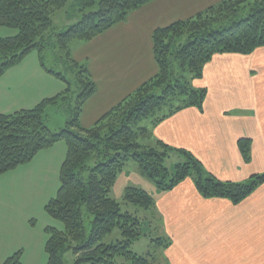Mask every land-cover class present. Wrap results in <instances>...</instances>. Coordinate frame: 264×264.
I'll return each mask as SVG.
<instances>
[{"label": "trees", "instance_id": "trees-1", "mask_svg": "<svg viewBox=\"0 0 264 264\" xmlns=\"http://www.w3.org/2000/svg\"><path fill=\"white\" fill-rule=\"evenodd\" d=\"M96 1L97 10L85 12L95 0H0V25L15 29L14 34L0 36V77L35 50L40 65L65 85L32 108L0 113V174L64 140L67 152L60 185L45 206L64 228H46V264H66L68 251L73 255L71 264H154L155 253L138 255L131 249L144 226L155 218L154 197L139 188H125L123 201L150 214L144 217L138 209L123 211L110 196L129 160L158 191H169L190 178L203 197L225 198L232 204H239L264 183V172L240 181L219 179L191 152L152 139L149 129L140 125L149 117L154 125L186 107L202 109L207 88L196 87L192 81L201 78L204 66L218 54L246 55L264 46V0H222L187 19L155 28L152 44L157 73L93 125L83 127L80 115L96 85L86 63L72 57L70 43L94 39L152 0ZM65 7L66 19L72 23L54 32L52 14ZM46 50L57 55L60 71L46 67ZM53 110L66 115L58 130L47 124ZM250 143L249 138L238 139L245 161L250 159ZM173 150L185 160L170 174L164 163ZM155 235L151 241L159 249L170 244V240ZM3 264H20L18 252Z\"/></svg>", "mask_w": 264, "mask_h": 264}, {"label": "crops", "instance_id": "crops-1", "mask_svg": "<svg viewBox=\"0 0 264 264\" xmlns=\"http://www.w3.org/2000/svg\"><path fill=\"white\" fill-rule=\"evenodd\" d=\"M221 1L152 0L94 39L76 44L72 57L86 63L96 85L83 106L80 124L93 125L157 73L155 28ZM192 84L207 88L202 109L178 110L151 125L152 136L188 150L219 179L238 181L231 175L246 179L264 172V46L246 55H216ZM61 90L62 81L42 68L11 67L0 78V113L32 108ZM234 111L240 113L229 114ZM240 138L251 140L248 161L238 146ZM152 196L157 234L170 240L159 249L164 264H264V183L239 204L203 197L190 178ZM10 256L2 257L1 264Z\"/></svg>", "mask_w": 264, "mask_h": 264}, {"label": "rangeland", "instance_id": "rangeland-1", "mask_svg": "<svg viewBox=\"0 0 264 264\" xmlns=\"http://www.w3.org/2000/svg\"><path fill=\"white\" fill-rule=\"evenodd\" d=\"M96 2L95 0L94 5L85 9V12L97 10ZM66 11L67 7L56 10L52 14L54 32H58L72 23V21L66 19ZM14 33L15 29L0 25V36ZM78 43L84 42L72 41L70 48L75 47ZM43 55L46 67L55 71L62 69L61 64L55 58L57 55H54L53 51L46 50ZM19 64L26 65V67L35 65L44 69L40 65L39 56L35 50L29 52L19 63L12 67ZM184 75L187 79L190 78V74L187 71H185ZM64 87L65 85L62 82V89ZM71 102L73 103V101ZM235 112L240 113V111H234L229 114L238 115ZM160 114L161 112L159 111L156 116ZM65 119L66 115L64 112L53 110L49 114L47 124L50 128L58 130L63 127ZM152 122L153 117H149L144 119L140 125L145 126L152 133ZM152 137V139H156L155 136ZM66 152L67 145L65 141L59 140L53 145L39 150L31 160L18 164L16 167L0 174V264L2 257L13 255L15 252L19 254L20 264H46L45 242L48 236L46 228L55 227L60 230L64 228L63 222L53 218L46 211L45 206L57 193L60 185L61 164ZM183 160H185V157L173 150L169 153V157L166 158L164 164L169 173L172 174L176 169V165ZM231 178L245 180V178L238 175H231ZM127 187L145 190L150 195H155L156 191L154 182L143 175L139 171L137 164L132 160H129L122 172L118 174L116 182L110 191V196L120 203L123 211L134 212L138 209L140 215L143 216L145 212L143 209L126 204L123 201L124 190ZM85 228L86 233H88L89 226L87 223ZM158 229L159 219L152 217L150 224L144 226L143 234L134 241L131 249L138 255L155 253L154 264H164L159 253V247L151 241V238L156 237L155 234L158 233ZM65 258L66 264H71L73 255L70 251L66 253Z\"/></svg>", "mask_w": 264, "mask_h": 264}]
</instances>
